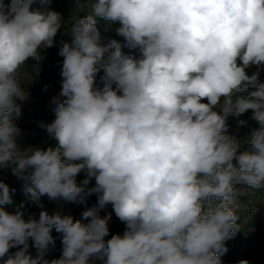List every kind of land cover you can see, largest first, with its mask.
Returning <instances> with one entry per match:
<instances>
[{
    "label": "clouds",
    "instance_id": "1",
    "mask_svg": "<svg viewBox=\"0 0 264 264\" xmlns=\"http://www.w3.org/2000/svg\"><path fill=\"white\" fill-rule=\"evenodd\" d=\"M51 3L0 0V168L38 205L42 196L84 203L93 193L98 204L83 211L87 223L47 210L25 220L23 204L5 210L15 189L0 181V261L222 264L225 241L241 230L236 185L264 189V83L246 72L264 68V0H89L59 48L61 90L45 125L53 144L21 149L16 120L29 95L21 70L43 60L64 24ZM97 18L119 23L123 43H102ZM248 110L258 127L239 152L227 119ZM109 204L126 228L105 240L111 213L100 210ZM53 229L63 252L48 260Z\"/></svg>",
    "mask_w": 264,
    "mask_h": 264
},
{
    "label": "rangeland",
    "instance_id": "2",
    "mask_svg": "<svg viewBox=\"0 0 264 264\" xmlns=\"http://www.w3.org/2000/svg\"><path fill=\"white\" fill-rule=\"evenodd\" d=\"M5 2L10 3V0H5ZM88 2L89 0H52L50 7L61 14L64 24L54 37L53 46L40 50L43 60L36 62L30 58L21 70L22 84L29 93L25 101L19 102L21 103L22 115L16 120L18 127L21 129V135L17 138V143L21 149H26L29 146L46 149L53 144L52 139L46 132L45 125L55 119L54 105L51 101L61 90L63 57L59 55V48L62 42L72 41L71 28L77 19L83 18L87 14ZM37 6L33 5V7ZM119 26V23H110L97 18V28L101 34V42L106 43L109 39H116L123 43V37L118 36L115 31ZM123 52L132 55L134 58H141L139 49H130L125 46ZM246 72L248 75L258 72L259 82L264 83V68L258 69L256 66H251L246 69ZM103 77L104 72L101 70L96 76V87H103ZM113 88H115V84H113ZM252 115V110H248L240 116H229L227 119L228 134L241 142L239 152L248 149L249 146L244 143V140L253 129L258 127L257 122L252 119ZM16 178L12 174L11 168H0V181L9 186L16 182ZM83 179H85V174H79L77 183H80ZM94 186L95 179L92 178L88 187ZM234 195L241 230L225 241L226 252L221 255V262L222 264H238L241 260H247L249 264H264V189L254 190L248 188L247 185L239 184L236 185ZM98 196V193H93L86 198L84 203L54 201L47 196H42L40 200L44 202V206L41 210H47L49 213L60 212L62 215H71L74 220H82L83 211L98 204ZM30 202L31 200L28 198V203ZM40 212L23 213V218L25 220L30 218L38 220ZM109 213H111L109 234L122 235L126 226L116 217L112 206L109 204L100 210L102 217ZM82 222L87 223L88 221L82 220ZM52 235L55 239V246L49 248L45 257L48 260L60 258L63 252L62 233H57L53 229ZM31 243L29 241L30 245ZM16 250V248H13L10 249V252L14 253ZM29 251L33 256L36 255L34 247L30 246ZM93 259L94 264L102 263L99 259ZM0 264H2V261H0Z\"/></svg>",
    "mask_w": 264,
    "mask_h": 264
},
{
    "label": "trees",
    "instance_id": "3",
    "mask_svg": "<svg viewBox=\"0 0 264 264\" xmlns=\"http://www.w3.org/2000/svg\"><path fill=\"white\" fill-rule=\"evenodd\" d=\"M9 188H10V190L15 189V191L12 193L13 203L11 205L5 206L6 210H9L10 212L14 213L17 209V206L23 204V207L20 209V211H22V213L42 211L41 210L42 206H44L43 201L40 200L39 206H36L38 204L34 203L33 201L28 203V197L25 196V194L23 192V181H21L19 179L17 180V178H16V182L9 185ZM110 238H111V235L109 234L107 237H105V240L110 239ZM98 264H100V263H98Z\"/></svg>",
    "mask_w": 264,
    "mask_h": 264
}]
</instances>
